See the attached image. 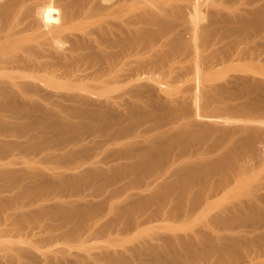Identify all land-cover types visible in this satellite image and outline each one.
I'll return each mask as SVG.
<instances>
[{"label": "rangeland", "instance_id": "rangeland-1", "mask_svg": "<svg viewBox=\"0 0 264 264\" xmlns=\"http://www.w3.org/2000/svg\"><path fill=\"white\" fill-rule=\"evenodd\" d=\"M194 2L162 12L202 46L160 12L153 28L97 29L100 42L71 25L69 51L0 11V264H264V0ZM192 6L237 20L234 34L218 22L232 38L208 18L195 30ZM137 28L133 50L122 34ZM178 31L196 56L177 52Z\"/></svg>", "mask_w": 264, "mask_h": 264}, {"label": "bare ground", "instance_id": "bare-ground-1", "mask_svg": "<svg viewBox=\"0 0 264 264\" xmlns=\"http://www.w3.org/2000/svg\"><path fill=\"white\" fill-rule=\"evenodd\" d=\"M171 0H39V2L38 1H36V0H5L1 5H0V8H1V10L0 11H2V12H6V14L7 15H10V13L8 14V12H11V14H13V15H15L16 16V13L15 12H17V14H19L18 12H23V11H25V12H27V13H29V14H31L30 16H28V14L26 15L27 16V18H25L26 19V22H27V19H28V17H29V19L30 18H33V17H35L34 18V21L37 19V21H39V26L38 27H36V28H39V27H42V24H43V26H45V27H51L50 28V30L49 31H51L52 32V35L50 36L48 33H49V31H48V29L47 28H45L46 29V31H47V33H46V35L48 36H50V37H48V38H50V40H47V38H46V36L45 35H43L44 33H42L41 31H39V29H36V30H38L39 32H37L36 30L34 31V32H36V33H42L41 35H43L44 37L43 38H45L47 41H50V42H47V43H53V45H54V42H55V44L56 45H58L59 43L61 44V42H63L62 44L64 45V39L67 41L68 40V36H69V40H71L72 38H70V34L68 35L67 33V28L69 27V26H71V25H75V24H79V26L80 27H83V31H81V33H86V34H89V35H94L93 37H94V39L95 38H98V35L99 34H101L102 32H98V31H96L97 29H100V30H105V29H103V28H108V29H106L105 31H110L109 29H113L112 27H113V25H117L118 26V24H120V25H122L123 24V26L125 27L126 26V24H128L129 25V27H127V28H131L130 26H131V22H135V21H137L138 19L140 20L141 18L146 22V24L148 23V25H151L152 26V28H153V22H154V20H155V16H157V14H160V12H161V14L163 13V12H165L164 10H165V7L167 6V4H169V2H170ZM193 1H196V2H198V0H193ZM200 2H201V0H199ZM214 1V0H213ZM228 1V0H227ZM232 1L233 0H230V2L232 3ZM178 2H180V1H178ZM182 2H183V0H182ZM182 2H180L181 4H179V3H177V4H179L178 6H184L183 4H182ZM185 2H187V1H185ZM184 2V3H185ZM191 2V1H190ZM196 2H194L193 3V6L195 7L196 5L198 6V8L199 9H201L202 10V8L204 9V8H206V7H204V5L203 4H205V6H207L206 5V2H203V4H202V2H201V7L199 6V4L197 3L196 4ZM199 2V3H200ZM230 2L228 3L227 2V4H230ZM171 5H176L175 4V2H173V4H172V2L170 3ZM169 4V5H170ZM187 4V3H186ZM188 4H191V3H188ZM207 4H210V3H208L207 2ZM203 5V6H202ZM233 5V4H232ZM231 5V6H232ZM177 6V5H176ZM176 6H174V7H176ZM177 6V7H178ZM187 6V5H186ZM185 6V8L183 9V10H185L187 7ZM191 6V5H190ZM189 6V8H191ZM192 6V9L193 10H191V11H188V13H190V14H188V15H190L189 17H188V19H191L193 16H191V15H193V14H196V13H198L197 12V10L196 9H198L197 7H193ZM226 5H224V7H225ZM169 7V6H168ZM167 7V8H168ZM173 7V6H172ZM226 7H229L228 5L226 6ZM166 8V9H167ZM170 8H171V6H170ZM170 8H168L167 9V11H169V10H171ZM187 9V10H190V9ZM210 7L208 6V9H209ZM218 8V7H217ZM216 8V9H217ZM231 8V7H230ZM174 9V12L176 11V10H178V9H180L181 10V7L180 8H178V9H176L175 10V8H173ZM211 9H213V7L211 8ZM215 9V8H214ZM214 9H213V11H214ZM215 9V11H217ZM135 10H137L136 12H139L140 11V13H137V14H139V15H136V13L134 12ZM183 10H182V13H183ZM187 10H186V12H187ZM196 10V11H195ZM201 10H198L199 11V14H198V18H197V15H194V16H196V17H194L195 19H191L190 21L191 22H193V26H194V21L193 20H195V22L196 23H201V22H203V21H205V23H206V21H207V19L205 20V18H208V22L206 23V26H207V24L209 23V19L211 18V16L210 17H208L212 12H209V13H206V14H208V15H206L205 13H203ZM205 10V9H204ZM210 10V9H209ZM218 10L219 11H221L220 10V8H218ZM222 10H224V9H222ZM163 11V12H162ZM193 11H194V13H193ZM206 11V10H205ZM211 11V10H210ZM215 11H214V13H215ZM219 11H218V13H219ZM232 11H233V9H232ZM13 12V13H12ZM134 13V15H136L135 17H133L132 16V14L131 15H129L128 16V14H130V13ZM171 13L169 14L168 13V17H170V15L171 14H173L172 13V11H170ZM178 12H181V11H177V12H175V13H177V15H180V13L178 14ZM200 12H202V13H200ZM225 12L226 11H224V15H226V17H230V16H227V14H225ZM231 12V11H230ZM229 12V13H230ZM4 13H2V14H4ZM213 13V14H214ZM222 13V15H223V11L221 12ZM228 13V14H229ZM233 13V12H232ZM164 14V13H163ZM159 15V17L161 18V20L160 21H163L162 23H165V26H166V23L167 22H169V20H165V18H167L166 17V15H165V17L164 18H162V16H164V15ZM201 14H204L203 16L201 15ZM24 15V16H25ZM206 15V16H205ZM215 15H217V13L216 14H214V16ZM219 15H221L220 13H219ZM219 15H217V16H219ZM230 15V14H229ZM235 15V14H234ZM5 16V15H4ZM12 16V15H11ZM130 16H132V18H130ZM176 16V15H175ZM175 16L174 15H172L171 17L173 18V19H176L177 20V18H175ZM200 16V17H199ZM205 16V17H204ZM233 16V15H232ZM6 17V16H5ZM4 17V18H5ZM14 17V16H13ZM158 17V16H157ZM170 17V18H171ZM181 17L183 18V17H185L184 15H181ZM181 17H179V18H181ZM201 17H203V18H201ZM213 17V16H212ZM222 17V16H221ZM225 17V16H224ZM1 18H3V17H0V19ZM179 18H178V22L176 21L175 22V20L173 21V19H170V21L172 22L173 21V23H167V25H169L170 26V24L172 25V27L174 28V26H175V24H176V26H180V24L182 23V22H180L182 19H180L179 20ZM187 18V17H186ZM185 18V19H186ZM199 18H200V20H199ZM217 18V17H216ZM215 18V19H216ZM220 18V16L218 17V19ZM227 18V19H228ZM5 19H8V18H5ZM163 19V20H162ZM168 19V18H167ZM185 19L183 18V24H181L182 25V27H185V28H180V27H175L177 30L178 29H182V31L184 32V33H189L188 35L190 36L191 34L190 33H194V32H192V31H194V30H191V32H190V30H189V26H186L187 24H184V21H185ZM198 19V20H197ZM212 19H214V17L212 18ZM214 19V20H215ZM221 19H224V21H225V19L226 18H221ZM220 19V20H221ZM229 19H231V21L233 20L232 19V17L231 18H229ZM138 20V21H139ZM143 20H141L140 22H142V24H144L145 22L143 21ZM165 20V21H164ZM187 20V19H186ZM203 20V21H202ZM235 20H236V18H235ZM235 20L233 21V22H235ZM30 21L32 22V20L30 19ZM137 21V22H138ZM155 21H157V20H155ZM158 21H159V19H158ZM160 21L159 22H157L156 24L157 25H159V23H160ZM211 21V20H210ZM218 21V20H217ZM228 21H230V20H228ZM227 21V22H228ZM41 22V23H40ZM144 22V23H143ZM174 22H175V24H174ZM185 22H188V21H185ZM191 22H190V24H191ZM212 22H213V20H212ZM212 22H210V23H212ZM218 22H220V21H218ZM218 22H215L214 21V23H212V25L213 26H216L217 24L216 23H218ZM236 22L239 24V22L236 20ZM236 22L233 24V23H230V22H228L227 24H226V22H223L222 21V23L223 24H225L226 26H231L230 24H233L232 25V27H231V29H234V31L236 30V25H238V24H236ZM35 24H37L36 23V21L34 22ZM139 23V22H138ZM180 23V24H179ZM209 23V24H210ZM221 22H220V24H222ZM230 23V24H229ZM28 24H29V22H28ZM40 24H41V26H40ZM93 24H95V26L94 27H91V25H93ZM141 24V23H140ZM140 24H133L132 23V25L134 26V25H137L139 28L141 27V26H139ZM146 24H145V27H144V29L148 26H146ZM155 24V25H156ZM204 24V23H203ZM229 24V25H228ZM34 25V24H33ZM115 25V26H116ZM156 25V27L154 28V29H152L151 30V28L150 27H147V29L145 30V35H147L146 37H148L149 38V35L150 34H154L155 32L154 31H156V30H158V32L156 31V33H155V35L156 34H158V35H160V36H162L163 35V30H164V35L165 34H174L176 31H174V32H170V30H168V31H165V29H163L162 30V26H157ZM174 25V26H173ZM185 25V26H184ZM189 25V24H188ZM195 25H198V24H195ZM200 25V24H199ZM202 25V24H201ZM218 25H219V23H218ZM217 25V26H218ZM236 27H235V26ZM29 26V25H28ZM36 26V25H35ZM112 26V27H111ZM191 26V28H192V25H190ZM204 26V25H203ZM206 26H204V28L206 27ZM211 26V25H210ZM210 26H209V28H208V32H210V30H214L215 29V27H212V29L210 28ZM217 26H216V29H217ZM223 25H219V27L220 28H218V30L217 31H219L220 33H219V35H223V37H224V35H225V31H226V28H225V26H223ZM30 27V26H29ZM118 27H120V28H124V27H121V26H118ZM117 27V28H118ZM125 27V29H127ZM143 27H141V28H143ZM157 27H161V29L159 30ZM186 27L188 28L187 30H188V32H187V30H186V32H185V29H186ZM196 27H198V26H196ZM200 27V26H199ZM199 27H198V29L197 28H195V26H194V28H195V30H199ZM202 27V26H201ZM221 27H222V30H223V33L220 31L221 30ZM233 27H235V28H233ZM31 28V27H30ZM133 28V27H132ZM148 28H150V29H148ZM157 28V29H156ZM164 28V27H163ZM190 28V29H191ZM214 28V29H213ZM43 29V30H42ZM166 29H169V28H166ZM202 30H204L203 28H201ZM200 29V32L199 33H201L202 32V30ZM207 29V28H206ZM205 29V30H206ZM41 30L42 31H45L44 30V28L42 27L41 28ZM99 30V31H100ZM114 30V29H113ZM117 30H119V29H117ZM121 30V29H120ZM123 30V29H122ZM130 30V29H129ZM142 30V29H141ZM140 29H135V30H133L132 29V31L130 30L129 31V33H131L130 34V36L129 37H131V38H127V40L125 39L126 37H127V34H128V30H126V32H127V34H126V32H125V30H124V32H125V35L124 34H122V36H123V38L126 40V41H124V39L122 40L123 41V43L126 45L127 44V46L130 44V43H136V41H137V39H138V41L137 42H141V40H144V41H146L147 39H146V37L144 36V38L142 37V39H140L141 37H140V35H141V32H143V31H141ZM162 30V31H161ZM175 30V29H174ZM205 30L203 31V32H205ZM228 30H230V27L227 29V33H230V34H232L231 32H233V30L231 31V32H229ZM45 31V32H46ZM104 31V32H105ZM173 31V30H172ZM196 31V32H197ZM206 31V32H207ZM215 31V30H214ZM214 31H211L212 33H206V35L207 36H209V38H210V36H212V38L211 39H209V40H213V38L214 39H217V40H221L218 36H217V38H216V35L218 34V32H216V33H213ZM98 32L99 34H97L96 35V33ZM103 32V33H104ZM114 32L116 33V31L114 30ZM114 32H112L111 33V35L114 33ZM162 32V35L160 34ZM167 32V33H166ZM169 32V33H168ZM181 32V31H180ZM183 32H181V33H183ZM195 32V33H196ZM35 33V34H36ZM70 33V32H69ZM80 33V32H79ZM103 33H102V36H101V38H98L96 41H99V39H102V37H103ZM106 33V34H105ZM104 34L105 35H108L107 33L108 32H105ZM143 33V34H144ZM178 33H179V31H178ZM181 33H179V35H181ZM183 33V34H184ZM86 34H82V36L81 37H83V35H86ZM110 34V33H109ZM118 33H116L115 35H117ZM142 34V35H143ZM205 34V33H204ZM209 34V35H208ZM233 34H234V32H233ZM38 35V34H37ZM74 35H76V37H74V39H75V41L77 40V44H80L81 45V41H80V43H79V41H78V38H77V35H78V33L77 34H73V36ZM89 35H87L86 36V38L89 36ZM96 35V36H95ZM155 35H153V36H155ZM158 35H156V37H154V39L156 38V39H158ZM186 34H184L183 35V37H182V35H181V37H182V39H180V42H179V40H178V42H179V44H176V45H178L179 46V50L177 49V52L178 51H180V52H182L184 55H185V53H189V51H191L190 53L192 54V56H196L197 55V52L200 50H196V49H194L193 47V49H194V52H195V50L197 51L196 52V55H195V53L193 52V49H191V47H187V49L188 50H186V51H188V52H185V50H184V52H183V48H184V46H185V44H189V41L191 42L189 45H193V43H194V41H193V39H192V37H194V35H196V34H194L193 36L191 35L190 36V38L188 37V35L185 37V38H188L187 40H186V43L185 42H182V41H184L185 39H183L184 38V36H185ZM199 34H197L196 36H198ZM200 35H203V33L202 34H200ZM229 35V34H228ZM32 36V35H31ZM40 36V35H39ZM79 36V37H80ZM99 36V37H100ZM110 35H108L107 37H109ZM153 36H151V37H153ZM205 36V35H204ZM34 37V36H33ZM80 37V38H81ZM85 37V36H84ZM84 37H83V39H84ZM107 37H103L104 39L105 38H107ZM116 37L117 36H115L114 37V39H116ZM200 36H198V38H199ZM202 37L203 36H201L200 38L201 39H199V40H201V42L198 40V42H200V45L199 46H202ZM35 38H37V37H35ZM67 38V39H66ZM79 38V39H80ZM86 38H85V40L84 41H86ZM122 38V37H121ZM177 38V37H176ZM197 39V37H194V39ZM208 37H206V39H207ZM219 38V39H218ZM221 38H222V36H221ZM225 38V37H224ZM228 38H232V37H228ZM228 38L226 39L225 38V40H228ZM82 39V40H83ZM87 39H90L89 37L87 38ZM91 39H92V37H91ZM117 39H118V43L120 44V42H121V44H122V41H121V39L119 40V38L117 37ZM140 39V40H139ZM203 39H205V37H203ZM129 40H130V42H129ZM148 40H151V38L150 39H148ZM153 40V39H152ZM209 40L207 39V43H206V40H205V44L203 45V46H206V45H209L210 43H212V42H209ZM37 41V40H36ZM75 41L74 40H71V44H72V42H74L75 43ZM95 41V40H94ZM95 41V42H96ZM188 41V42H187ZM192 41H193V43H192ZM218 41V42H219ZM222 41V40H221ZM38 42V41H37ZM68 42V45L70 44L69 43V41H67ZM83 42V41H82ZM87 42V41H86ZM85 42V43H86ZM89 43L90 42H93L92 40H89L88 41ZM100 42V41H99ZM117 42V41H116ZM129 44H128V43ZM147 42V41H146ZM146 42H144L143 43V41H142V43H143V45H145V43ZM155 42V41H154ZM182 42V43H181ZM215 43H212V44H216L217 42L216 41H214ZM6 43H8V41H7V38L5 37V36H0V47L1 46H3V45H5ZM47 43H43L44 44V46H50V44H47ZM52 43H51V45H52ZM97 43V42H96ZM133 43H132V48H133V50L135 49L134 47H136V44H134L135 46L133 47ZM183 45V43H185L183 46L181 45V44ZM202 43V44H201ZM35 44H39V42L38 43H35ZM47 44V45H46ZM67 44V43H66ZM64 45V46H68V45ZM70 44V46H68V48H69V51H71V49H70V47L71 46H77L76 44L74 45H71ZM83 44V43H82ZM148 44H151L150 42L148 43ZM148 44H146L144 47L146 48V46H148ZM152 44H154V43H152ZM151 44V45H152ZM194 44H196V41H195V43ZM199 44V43H198ZM197 44V45H198ZM40 46H42V43H40L39 44ZM38 45V46H39ZM139 45V44H138ZM150 45V46H151ZM39 46V47H40ZM59 46H61V45H59ZM79 46V45H78ZM84 44L82 45V49L84 48ZM149 46V47H150ZM181 46V47H180ZM51 47H53V46H50V47H47V48H50L51 49ZM81 46H79V48H80ZM130 47V46H129ZM128 47V48H129ZM129 48V49H132V48ZM174 47V46H173ZM176 47V46H175ZM183 47V48H182ZM197 48H198V46H196ZM42 49H44L45 47H41ZM47 48H45V49H47ZM54 48H55V46H54ZM56 48L58 49V47L56 46ZM59 48H61V47H59ZM74 48V47H73ZM32 49V48H31ZM44 49V50H45ZM63 50L65 49V47H63L62 48ZM67 49V48H66ZM75 49V48H74ZM73 49V50H74ZM78 49V48H77ZM77 49H76V51H77ZM81 49V48H80ZM81 49V50H82ZM184 49H186V47L184 48ZM28 50H30V49H28ZM28 50H26V52L30 55V56H33V55H36V54H34L33 52H34V50L32 49L31 50V52H32V54L33 55H31V52H28ZM52 50H53V48H52ZM51 50V51H52ZM59 50V49H58ZM79 50V49H78ZM182 50V51H181ZM40 51V50H39ZM46 51V50H45ZM57 51V50H56ZM67 51V50H66ZM66 51L64 52V54L62 53V51H60L59 50V52H58V54H59V57H61L63 60H64V57H66V55H65V53H66ZM80 51V50H79ZM142 51H143V49H142ZM41 52H42V50L39 52L40 54H41ZM48 52V53H47ZM74 52V51H73ZM140 52H141V49H140ZM169 52V51H168ZM193 52V53H192ZM25 53V52H24ZM36 53V52H35ZM44 53V52H43ZM46 53L47 54H49V55H51L52 56V54H57L56 52H53L52 51V54H51V52H49V50H47L46 51ZM61 53V54H60ZM143 53V52H142ZM164 53H166V52H164ZM174 53H176V52H174ZM66 54H69L68 53V51H67V53ZM70 54H72L71 52H70ZM77 54V53H76ZM75 54V52H74V54L73 55H76ZM119 54V53H118ZM168 54V53H167ZM171 54H173V53H171ZM190 54V55H191ZM27 55V54H26ZM37 55H38V52H37ZM44 55L46 56V54L44 53ZM48 55V56H49ZM63 55H64V57H63ZM79 55V54H78ZM170 55V54H169ZM169 55H167V58L169 57ZM189 55V54H188ZM187 55V56H188ZM80 56L82 57V55L80 54ZM174 56V55H173ZM186 56V55H185ZM210 56V54L208 55V57ZM38 57V56H37ZM40 57V56H39ZM54 57H56L57 59L59 58L57 55L56 56H54ZM70 57H71V55H70ZM164 57H166V56H164ZM205 57V56H204ZM203 57V58H204ZM44 58V57H43ZM42 58V59H43ZM45 58H47V56L45 57ZM48 58H50V56L48 57ZM55 58V59H56ZM61 58H59V60L61 59ZM73 58H75L74 56H73ZM73 58H70V60H68L67 58V60L69 61V62H71V59H73ZM77 58V57H76ZM34 59H36V57L35 58H32V60H34ZM39 59V58H38ZM41 59V58H40ZM54 59V58H53ZM61 59V60H62ZM65 59V60H66ZM78 59V58H77ZM76 59V60H77ZM48 60V59H47ZM73 61V60H72ZM75 61V60H74Z\"/></svg>", "mask_w": 264, "mask_h": 264}]
</instances>
